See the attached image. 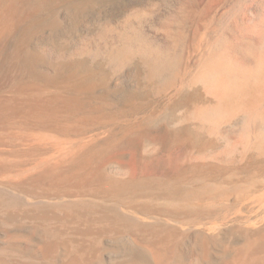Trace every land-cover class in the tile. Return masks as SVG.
I'll return each instance as SVG.
<instances>
[{"label":"bare ground","instance_id":"bare-ground-1","mask_svg":"<svg viewBox=\"0 0 264 264\" xmlns=\"http://www.w3.org/2000/svg\"><path fill=\"white\" fill-rule=\"evenodd\" d=\"M108 21L98 39L92 37L98 47L87 48L93 58L106 59L114 67L130 66L137 59L143 82L159 94L169 92L178 98L186 90H202L209 101L193 103L183 117L197 121L205 135L224 140V147L212 157L220 162L227 158L226 163L236 157L264 159V72L257 71L264 64V0H144L119 23ZM4 22L1 6L0 23ZM25 35L19 29L0 28V147L38 131L65 135L104 117L101 105L86 110L75 99L54 97L66 91L92 96L98 86L77 69L63 77L68 69L51 70L40 63L41 71L53 74L45 77L34 68L41 61L24 52L30 43ZM40 151L14 148L8 154L13 162L0 155V178L20 175L28 166L37 169L23 180L0 182V238H7L0 240V264H104L106 241L118 237L145 250L140 253L143 264H184L180 245L187 237L193 238L194 264H264V224L257 221L259 228L253 229L252 220L248 227L243 222L235 227L237 244H219L220 233L215 232V224L229 217L227 204L253 191L245 181L217 178L213 168L189 171L183 165L171 168L166 178H106L99 169L104 152L98 146L77 148L66 160L44 166L25 161ZM188 156L184 152L179 159L186 164ZM162 160L150 164L162 170ZM139 200L143 203L137 204ZM158 200L170 205L155 206L152 202ZM122 208L166 217L175 225L143 224L124 215ZM205 220L216 226L215 233L190 232V226Z\"/></svg>","mask_w":264,"mask_h":264},{"label":"rangeland","instance_id":"rangeland-1","mask_svg":"<svg viewBox=\"0 0 264 264\" xmlns=\"http://www.w3.org/2000/svg\"><path fill=\"white\" fill-rule=\"evenodd\" d=\"M33 1L37 0H0V7L2 6V10L4 11V16L7 21L3 24L0 23V28L4 27L5 29L9 30H12V28L13 30L19 29L22 31V33L26 34L25 38H27L30 43H28L29 47L26 45V49L24 46H22V50L25 49L24 52L27 51L28 53L33 54L38 58V61H41L36 63V66L34 65V68H36L37 71H41V68L38 67L40 66V63L43 67H46L43 64H48L51 65V70L54 68H59L60 70L68 69V71L71 69H77L82 76L91 81H95L98 87L92 96L85 97L81 94L78 95L77 92L74 93V91H72V93L70 91H66L67 93L59 92L55 94L54 97H63L61 99H75L79 103L81 102L80 104L83 103V106L86 110H90V108H93L95 105H101V107L103 106L104 117L86 127L81 128V130H72L65 135H62V133L58 131L56 133L46 132V134L44 131L30 133L25 137V140H22L21 142L16 141L13 145H7L8 147H0V155H4L8 162H13L14 160L8 156L12 149L15 148V150L21 151L34 147L38 148L39 151L41 149V153L39 152L40 155L38 153L35 158H26L27 160L25 161L27 163H29V161L30 163H34L36 160L35 162L38 165L44 166L62 161L63 159L66 160L73 155V151L77 148L80 150H85L92 146H98L100 150L104 152L102 157L103 163L101 161V167L99 166V169L106 178L115 177L114 179H132L143 176H159L161 178H166L171 174L172 171L170 172V169L174 166H181L180 168L184 167L183 169L188 168L187 170L189 171L194 168H213L217 172V174H215L217 178H225L223 180L228 179L227 181L232 180L240 184L245 181V184H250L252 187L254 186L253 191L255 192L254 194L256 196H254L252 191L249 193V195L247 194V197L245 195V199L243 198L241 201L235 202V205L233 204L230 206L227 204L229 207H227V213L229 215L226 213L225 216L229 217L226 219L224 216L223 218L226 220L224 221L221 219V222L224 221L222 224L220 221L215 224L218 226L217 228L215 225L210 223L212 222L211 220H205L204 222H200L198 225L195 224L193 227L190 226V232H199L203 230L208 233V229H210L209 233H220L218 241L219 244L227 242L237 244L240 242V237L235 232V227H240L243 225L248 227L251 224L250 227L256 229L257 227L259 228V224H261V226L264 224V221H262L264 220V197L261 195L262 192L264 193V159L262 158L261 160L250 156L247 160H241L240 158L236 157L237 159L231 162L232 164L230 162L226 163L228 161L227 158H224V161L220 162L214 156L212 157L213 154L211 155V153L222 149L225 144L224 140L220 137L218 138L210 135L208 136V134L205 135L206 133H204L202 130L200 131V124H198L197 121H189L183 117V114L187 110L192 109L193 103L195 105V102L207 103L209 101V98H207L202 90H186L184 91L183 95L178 98H174L169 92L159 94L155 91V89H153L152 85L143 82L142 65L136 61L137 59H133L132 61H134V63L131 62L129 64L130 66L123 65L114 67L110 61L96 58L93 60L94 62L100 63V68L94 69L89 67L86 71L82 70L76 65H69L68 61L65 60V54L73 48L74 44H76L79 45L83 52L81 50L77 52L76 50L75 53H79L80 55H78L79 57L76 56L75 58L78 60H83L84 62H91V53L87 51V48L90 46L89 42L93 40V38L94 40L98 39L99 34L101 31H103L102 28H105L103 25H105L108 20L119 23L127 11H130L139 4H142L144 0H46L45 3H39L32 9L29 8V4H32ZM74 9H78L82 14L78 21L68 22L67 40L63 42L59 48V60L56 63H50V59L48 58V54L50 53L47 50L44 52V56L42 54L41 58H39L32 51L30 45L32 43L38 42L47 32L56 31L66 25L65 20L61 19L59 15L62 12H68ZM93 15L96 16V19L91 23L90 18ZM113 28L114 26L109 29ZM25 30H27V32H25ZM85 33H91V36L86 38ZM30 37L33 38L31 39ZM90 38L92 39L90 40ZM31 51L33 53H31ZM44 57L49 61H47ZM68 71L62 72L63 77L70 75L71 72ZM41 73L44 74L45 77H53L52 72L50 73L48 71H41ZM55 74L57 75V72ZM130 131L141 134L143 138H133L129 134ZM12 133L14 136L19 135L17 130H13ZM131 138L133 140H131ZM221 140H223V142ZM184 152H186L187 155L189 154L187 160H184L186 164L183 163L182 159H179V157ZM205 152H207L208 155ZM202 153H204V155L206 154L207 158L206 156L204 157ZM168 158L169 161L171 159L173 161L171 160L172 163L170 161V164L167 166V162H169ZM161 159H163L162 162L165 161V165L163 167L164 169L162 170H158L156 167L150 164L153 160L161 161ZM215 160H217V163ZM28 167L29 168H26L20 175L1 177L0 182L8 181L10 178L12 179L11 181H18L20 178L23 180L37 172V169L34 168V166ZM219 170L221 172H219ZM162 174L163 176H161ZM253 196L256 198H253ZM251 197L253 199H251ZM246 198L248 200H246ZM257 198L260 200L258 201ZM254 199L257 201L254 202ZM28 201L29 203L34 202L32 199H29ZM142 201L143 200H139L136 203L141 204L143 203ZM152 203L158 207H167V205H170L168 202L165 203V200H158ZM260 206L263 207L261 208ZM239 208L242 209L240 210L243 213L240 212ZM122 209V213L124 215L134 218L143 224H153L156 222L175 225L174 222L169 221V218L165 219L166 217L161 218V216L156 214L141 215L137 214V212L133 209ZM166 220L168 221L166 222ZM252 220H254V224L256 225L251 222ZM205 222L207 225L203 226ZM242 222L245 224L242 225ZM219 223L221 226L218 225ZM252 224L254 226H252ZM183 229H187V226H185ZM213 229L215 232H213ZM222 230L224 232H222ZM0 240L2 242H7V238L4 237L0 238ZM117 242H125L127 244L126 247L129 243L131 245L128 247L130 252H132L131 250H137L139 253H141V251L145 253L144 249L136 245L135 247L134 244L126 237L109 239L105 244V255L107 256H105L104 264H116V262L118 264H143L140 257L129 256L127 254L124 255V250L119 245H117ZM192 243L193 238L187 237L180 245L184 264H191V261L193 262L192 264H194L196 251ZM110 255H113L114 258L110 259Z\"/></svg>","mask_w":264,"mask_h":264},{"label":"water","instance_id":"water-1","mask_svg":"<svg viewBox=\"0 0 264 264\" xmlns=\"http://www.w3.org/2000/svg\"><path fill=\"white\" fill-rule=\"evenodd\" d=\"M45 2H46V0H44V2H43V0L33 1L32 4H29L30 5L29 8L33 9L37 4L45 3ZM81 14H82L81 11H79L78 9L70 10L68 12H62L59 15V17L61 19L65 20L66 25H64L62 28H60L56 31L47 32L38 42L32 43L30 45V48L32 49V51L39 58H41V55L43 54V56H44V52L47 50L51 54V60L49 61L45 57L44 58L47 61H49L50 63H56L60 58L59 52H58L59 48H60L61 44L67 40L68 22L78 21L81 17ZM95 19H96V16L93 15L90 18V22L92 23L93 21H95ZM90 36H91V33H85L86 38H89ZM90 39H92V38H90ZM90 44L92 46L98 47V45L96 44V41H94V40H91ZM76 50L78 52L81 49H80L79 45L74 44L73 48L65 54V60L68 61L69 65H72V66L76 65L84 71L88 70L89 67L94 68V69L100 68V63L94 62L93 59H96V58H93L92 56H90L92 61L89 63L84 62L83 60L76 59L75 57L80 55L79 53H75ZM99 59H103V58H99ZM43 65L44 66H51L48 64H43ZM117 245H119L124 250V255L127 254L129 256L140 257L139 251H137V250H135V251L131 250L132 252L129 251L128 247L131 246L129 243H128L127 247H126L127 244L125 242H117ZM109 257H110V259L114 258L113 255H110Z\"/></svg>","mask_w":264,"mask_h":264},{"label":"clouds","instance_id":"clouds-1","mask_svg":"<svg viewBox=\"0 0 264 264\" xmlns=\"http://www.w3.org/2000/svg\"><path fill=\"white\" fill-rule=\"evenodd\" d=\"M257 71L264 72V64H261Z\"/></svg>","mask_w":264,"mask_h":264}]
</instances>
